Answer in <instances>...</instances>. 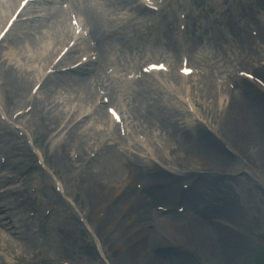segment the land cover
<instances>
[{
	"label": "rangeland",
	"instance_id": "obj_1",
	"mask_svg": "<svg viewBox=\"0 0 264 264\" xmlns=\"http://www.w3.org/2000/svg\"><path fill=\"white\" fill-rule=\"evenodd\" d=\"M55 1L56 2H47V10H43L46 4L42 3H35L29 9H26L24 12L26 15L32 13L41 16H37L32 20L29 19L17 22L7 37L0 42V73L12 66H14L13 69H19L18 71L20 73H23L26 68L32 69L35 67L34 69H36V67L40 66V63L42 64L43 61L37 63L35 56L41 53V49L48 44H51V41H53L50 37L51 34L50 36L47 34L52 22L56 23L59 15H61L63 19L67 21L65 27L69 28L68 11L75 9L74 6L76 3L78 5L84 4L86 7L89 3V0H73L69 10H62V8H68L69 4L66 7H63L61 1ZM91 1H93L94 4L96 2V0ZM233 1L237 3L238 1L247 2L249 0ZM262 1L264 0L256 1L257 7L253 8L255 9V11H253L254 16L250 18L247 17V22L251 19H260L261 21H259V23H264V7L258 5V2L261 3ZM67 2L68 0L65 1V3ZM191 3V11L198 8L194 10L193 13L197 15L199 13L204 14V4L206 3L203 4L201 0H192ZM168 7L169 8L166 10L170 13H174L178 9V4L173 2L172 4H169ZM91 8L92 10L94 9L93 6ZM227 9L228 10L226 11L230 12V8L228 7ZM92 10L90 13H92ZM98 10L99 8L97 11ZM75 11L78 12L76 9ZM71 13L72 15H77L75 12ZM96 14L100 17V12H96ZM3 19H5V17H3ZM81 19H83L84 22L87 21L88 24L90 18L86 19V16L81 14ZM101 23L105 27H108L105 21L102 20ZM207 24L206 21L204 25ZM243 24L244 21L239 25L242 27ZM35 25L40 27L38 28L39 30H36V32L32 34L33 37H30V39H23V34L28 27L30 28ZM210 25L213 24H210L209 21L208 27ZM251 29H253V25L249 24V27L247 26L246 30L250 31ZM243 30H245L244 27L240 29V31L242 32V36L244 35L245 41L247 34ZM54 33L55 31L52 32L53 35ZM204 41L207 42L209 45L208 47H214L215 50L219 51L220 47H222L225 53L232 55L234 54V51L237 50L236 53L241 54V59L238 61H236V59H234L235 56L232 55L230 63L218 58L217 61L219 64L217 66V76H225L227 73H234L235 70L242 68V70L255 72V74L264 79V45L260 44V37L259 39H256L257 44L254 45L255 53L253 57H257L256 59L248 56L249 48L247 43L242 42L240 47L236 48L235 45L238 42H234L232 39L226 40L224 36L215 37L214 42L212 43H209L208 40ZM93 42L94 41L91 38L89 48H91V45L93 46ZM115 49H117V52L113 55H117L119 65L120 61L121 64H124V57L130 59L129 57L135 58L139 55L138 51L137 54H135V50H133L134 52L124 51L123 48H120L119 46H116ZM78 50L79 47L74 49L71 58H69V62H73L75 58L79 59V56H81L83 52H79ZM156 50L158 57H163L162 59L168 60L170 64L175 66V68L179 66L182 59L179 61L180 55L178 53L177 56H175L178 60L177 62L167 47H165V44L159 42L156 46ZM10 51H12L11 54H9ZM180 53H182V51H180ZM127 63L129 62H126L125 64ZM105 64L106 63L99 65V74L108 71L106 70L107 67ZM119 65L118 67L120 68ZM68 66H70V64H67L66 67ZM130 66L133 67H129L127 69L128 71L134 68L137 73H141L140 65L137 66L136 63H133V65ZM14 72L15 71L11 73L13 74ZM221 72L224 73L221 74ZM65 74L68 73L63 72L62 75H51L42 85L40 89L41 93L39 92L38 94V97L43 100V108L40 109V107L35 104L33 110L27 116L21 117L19 119L20 121L17 122V124L26 129L24 130V133L26 136L28 135L27 137L29 140L34 141L35 148L39 151V155H43L45 161L44 166H39L32 151L31 155L33 158L27 155L25 146L21 144L20 139L17 136V130L7 120V118L10 119L15 111L24 108L28 104L27 101L30 99L29 92L32 77L14 83L16 86L11 89L6 84L1 85L0 82V145H2V148L4 147L7 151L6 154H3V159H0V164L7 165L11 162L13 165H17L16 169H13L11 172L14 175L20 176L19 182L21 187L27 189V192L30 193V196L27 195L26 197L31 202L29 206H31L30 209L35 214L33 217L35 222L31 232L36 236L35 240L28 243L14 238L13 242L16 245L15 251L13 253L7 252L8 254L6 257L1 255L5 259V263L2 262V264H62L64 262L69 264H104L95 252L96 249L94 244L96 238H100L103 250L108 257L109 264H136L139 261H142L137 254L143 252V250L149 251L150 249L153 256L156 255V251H163L162 247L159 248L158 246L161 245V242L154 244L151 246L152 248L142 245L141 248H138L135 252L133 251L129 254V250H125L126 248L124 247L123 241L114 245L117 243V241L114 242V240L119 236H117V238L104 236L105 229L101 226L100 221L96 219V213L99 208H94L92 204H89L85 190L81 186L80 178L78 177L80 165L83 163V160H79V152L74 146H71L67 151V160H63V158H59L60 155H58L59 157L57 156L56 149L54 148V146L58 147L57 142L62 138H66V132L69 128L65 129V126L67 125L68 119L72 117L70 121L72 124L74 118H77L76 115L73 116L74 110L71 113H68L69 108L75 107L76 104H81L80 106L83 107L81 112L85 113L83 114L84 117L82 119L85 122L82 121L83 123L81 122L78 125L79 133L84 132L90 134L87 142L89 147L87 153L83 155V159H92L102 146L110 145L120 149H130L141 155L144 159L143 161L149 167L157 164L163 168L165 166L168 172L187 175L193 169L192 158L186 153V148L182 146L180 142L175 145L171 140L167 139L170 141L169 144L164 138V136H166L165 130L159 128L156 124L151 127L148 122L144 123V117L138 116V112L136 110L134 111V106L137 103L132 101V99L136 94L134 92L131 93V90L139 89L140 86L129 85L131 90L121 87V82L122 80L124 81V79H121L123 75L115 76L112 79L106 78L103 82V87H106L107 90L112 93L114 89L115 91L113 94L116 96V100L113 103H103L100 101L101 97H98V103L93 107L92 111H90L93 102L81 100L85 98V89H87L83 88L82 90H79L78 86L81 82L79 84H72L71 86H68V84L58 86V80L63 79V77L66 76ZM124 74H127V72ZM88 77L89 74L84 75L85 79H88ZM159 79V82L167 88V92L175 97V99H172L168 93L163 92L161 87H155L154 85H151V83H148L145 88L143 87L144 90L142 91L143 95H147V102L150 103L158 99L161 104H169L171 107H175L176 110L182 112L181 114H177V112L174 111L171 114L172 122L176 117L180 119L178 120V123H181L179 125L180 127H189L186 124H188L191 119L197 118V122L200 123L201 133L207 138L216 140V138L211 135L212 132H215V134L216 131L219 132L222 117V103H217L215 110H212L208 106V103L203 102L202 98L197 94L196 89H194L192 95L189 96L188 94L191 87L196 84L197 81L186 80L184 85H182V88H180L178 87V82L176 83L172 81L171 77L161 76ZM91 88L96 92V88L93 84ZM122 89L123 92H121ZM17 92L22 94V96L18 97V95L15 94ZM219 94L225 96V92L223 94L221 91ZM191 97L202 103L204 112L207 115L205 116L206 118L200 119L198 117V111L196 107L192 105ZM69 100L72 101L70 102ZM109 106L119 107L121 110H124L125 117L131 119V132H133L135 138V133H142V136L148 144H145L143 150L137 149V145L133 142L126 143L124 141L127 139L118 137L116 131L117 127L115 125L112 127L109 125V121L111 120L108 112ZM188 109L192 111V115H190L191 113L188 112ZM44 110L46 111L44 112ZM37 112L46 116V118L62 112L61 121L57 124H55L57 116L55 117V120L51 117V122L53 123L51 124L52 127L54 126V128H56L59 125V129L54 130L53 132L52 130H49L47 133L40 136L38 126L35 122ZM141 112L143 113L144 111ZM183 113L186 114L184 115ZM44 116L43 118H45ZM71 126L72 125L69 127ZM141 127L149 129L150 132H147V134L141 132ZM38 133L39 136H36ZM105 133H108L109 135L105 138L102 136L100 137L101 134L105 135ZM158 134L161 135V138L157 137ZM261 134L251 132L249 134L250 139L246 141L245 147L252 157L251 164H249L246 159L234 155L237 160L231 162V166H229L226 171H205V173H218L220 180H216L215 183H213L215 192L219 189L226 190L228 192V198H225V200L231 202V205L238 204L236 209L234 208L228 213L231 217L238 218L236 223L241 228L243 227V232L240 235H237L239 234L238 231H234L238 236L237 240L235 237L233 239V236L230 234L231 232L224 230H221L222 232H220V229L216 227L213 231V235H215L213 238L218 240L221 236H228V240L226 239L223 240L224 242H218L216 246L213 243H210L209 248L206 251L196 250L192 252L190 264H264V250L257 248V246L264 247V135L262 134V136ZM90 137L91 139L89 140ZM164 143L166 148L157 153L156 148L158 145L163 146ZM217 143L221 144L218 140ZM21 154L23 156H21ZM98 158L99 157H96L94 160H97ZM166 159L169 163H162V161H165ZM56 182L60 184V188L62 189L61 193L56 191ZM181 182H188V179L183 178L182 180H178L177 187L181 188ZM151 204L150 207L155 208L154 205L160 203L153 201ZM149 213H151L150 209ZM87 221L90 225H88ZM120 227L121 226L118 225V234L120 233L119 231L122 232V229H119ZM242 229L239 231H242ZM162 234L167 236V229L166 233L164 231Z\"/></svg>",
	"mask_w": 264,
	"mask_h": 264
},
{
	"label": "bare ground",
	"instance_id": "obj_2",
	"mask_svg": "<svg viewBox=\"0 0 264 264\" xmlns=\"http://www.w3.org/2000/svg\"><path fill=\"white\" fill-rule=\"evenodd\" d=\"M50 1L53 2L54 0ZM113 1L115 3L121 4L124 8L132 6L137 8V10L145 9V6H143L141 2L138 4L137 0ZM42 4H46L43 10H47L48 3L43 2ZM258 5L264 7V1L261 3L258 2ZM116 13L117 11L111 10L112 16H115ZM242 15H244V10ZM246 15H249V13H246ZM250 16L253 17V12H250ZM90 19L91 32L94 34L93 40H97L96 48H91L90 50L98 51L100 53L99 60L97 63H87L86 66L80 67L77 70L65 74L66 76L63 77V79L58 80V86L67 84L68 86H71L72 84H79L82 82V86L87 88L85 89V100L95 101L100 95L99 93L93 91L91 86L94 84L97 87H103V84L100 83L102 79L100 78L99 74V65L101 60L102 62L107 60L108 49L106 47V40H111V38L114 37V34H111V32L106 33L101 25L98 26L96 19L92 15ZM119 21H121V19ZM259 21L261 20L251 19L250 22L252 24L256 23L252 30L257 29L259 31V37L261 40L260 43L264 45V23H259ZM123 22L125 21H121L120 23L131 26L130 24ZM39 27L40 26L38 25L30 28L28 27V29L23 34V39H30V37H33L32 34H34L36 30H39ZM229 27L233 29L229 31V33L232 35V41H238L239 43H242L239 39V34L236 30H234L233 26L229 25ZM65 29L67 28L65 27ZM166 29L162 30L161 32L162 38L165 39L164 43L168 50L171 51V53H174L175 56H177L178 53L180 55V59L181 47L179 45L178 39L174 36L173 27L168 26ZM117 39H119V37H117ZM136 42L138 43L137 40ZM123 43L126 48H129L132 46L133 40H130V42L123 41ZM239 43L235 45L236 48L240 47ZM244 43L248 44V56L253 57L255 53L254 45L257 44L256 40L249 35L245 38ZM187 50L190 53L192 59V46H187ZM220 51L221 52L219 54L217 52L216 57L218 58L220 56L221 60H226L228 63L231 62L230 59L232 58L233 54L231 55L229 53H225L222 47H220ZM236 52L237 50L234 51V59L238 61L239 59L237 58L239 54ZM202 55L206 56L207 54L203 53ZM140 58H142L141 55ZM211 59L213 60V56ZM194 61H196V59L193 60V62ZM202 62L210 74L206 73V76L201 77V70L200 76L196 80L197 83L191 87V91L188 95L191 96L193 90L196 89L197 94L202 98L203 102L208 103V106L212 110H215L217 103H222L221 124L219 126V132H217V134L220 136L219 138L222 142L221 144H218L214 139L205 137L200 131V124L195 122L193 119H191L190 122L186 124L189 127H180L179 125L181 123H178V120L180 119L176 117L172 122L171 114L174 111H176L177 114H181L182 112L176 110L175 107H171L169 104H161L160 100L158 99L149 103L147 102V96L142 95L140 93L141 91H136V94L139 95L138 100L142 98V102L140 101V103H138L136 106V111L138 112V116L144 117L143 122H148L151 127L156 124L159 128L165 130L166 136H164V138L171 140L175 145L180 142L181 145L186 148V153L192 158L193 169L190 173H188V175H186V178L188 177L189 183L192 184V190L189 192H184V196L190 203V207L192 209L191 211H184L183 215H179L176 212L173 213L172 211L168 214L160 213L159 216H153L152 219H150L147 213L148 206H146L147 204L144 202V198L150 201H157L160 204L162 203L161 205H173V199L178 196V192H182L177 188V176L175 174L167 173L165 169H162L156 164L152 165V167H148V165H146L143 159H141L139 156L129 152L117 150L110 145H104L101 147L100 150L92 157V159H83V155L87 153V149L89 147L87 142L90 135L84 132H78V125L83 120H80L72 125V127H70L66 132L67 141L65 139L58 147H55L57 156L60 155V157H58L61 159L63 158V160H67V151L71 146H74L77 149L80 154L79 160H83V163L80 165L78 176L80 178L81 186L85 190L87 199L92 205H94L95 208L99 207L101 211L105 208L107 209L105 217L100 221L103 228L107 226L106 230L107 233L110 234L109 236L115 237L117 235L116 231L112 232L109 229V227L116 222V219L121 221V228L122 225L126 226L123 231V235L129 237L126 239L124 247L126 248L125 250H129V254H131L133 251L135 252L138 248H141L142 245L145 246L149 244L150 246H153L154 244H158V242H165L160 236L165 231L166 226L169 227V231L172 228L178 229V232L176 229H174L172 232L173 237L170 236V240L164 243L165 250L156 251V255L154 256L151 253H146L140 264H190L192 252L196 250L206 251L209 248L210 243H213L216 246L218 242H224L223 240L226 239L228 240V236H221L218 240L213 238V236H215L213 235V231L216 227L220 229V232H222L221 230L231 232L230 234L233 236V239L235 237V239L238 240L237 235H240H236V232L228 229L220 222H211V219L214 218H218L219 220L229 223L238 221V218L231 217L228 213L231 203L225 200V198H228L227 195H223V200L219 202V194H213L212 196H201V193H197L196 191L197 189L206 186L211 187V182L220 180L218 173H211L210 175L207 172L205 173V171H226L227 168L231 166V162H235V160H237L233 155L244 158L249 164H251L252 157L251 154L247 152L245 144L246 141L250 139L248 134L251 132H255L256 134L262 133L264 135V94L260 91L261 89L255 86L253 83L245 81L242 78H237L234 76V73H228L226 77H229L235 81V85L239 89L238 93L230 94L229 91H224L225 89L223 87L216 88V86L212 84V81H215L213 77H215L214 71L217 62L211 61L210 63L207 58H204ZM108 65L111 67L112 63ZM85 74H91V77L82 81ZM11 78L12 80L18 79L12 74ZM171 78L174 80V82H183L186 80V77H181L177 74H174L173 72L171 73ZM232 80L229 83H231ZM153 82H156L153 83L155 86L161 87V85L155 81V79H153ZM180 84L182 83H179V85ZM217 89H219V91H217ZM221 91L223 94L225 92V96L219 94ZM165 93H168L172 99H175V97L171 96L169 92ZM140 94L144 97H141ZM108 96L110 97V102L113 101V98L109 94ZM37 101V106L42 109L43 100L38 97L35 102ZM192 102L202 117L207 116L202 107V103L196 100H193ZM242 103L248 104V108L246 110L242 107ZM141 111L144 112L142 113ZM76 114H79L78 109L73 112V116ZM183 114L185 115L186 113ZM51 117H56L57 122H59L62 118V112L51 115ZM71 119L72 117H70L69 121L67 122V127L69 126ZM50 126L51 129H53L52 131H54V126L52 127L50 123H46L45 119L41 125V128L43 130H47L50 128ZM147 132L148 131H144V133ZM108 135V133H105V135L101 134L100 137L102 136L105 138ZM90 139L91 137L89 140ZM226 147H228V150ZM156 151L159 153L163 151V148L158 147ZM96 157L99 158L94 160ZM162 163H169V161L166 159L165 161H162ZM136 176L141 178L145 185L148 186L150 183L153 187L146 188L141 197H139L138 194L136 195L134 193V188H132L133 181L135 180ZM159 178L164 180L162 187H159L156 184V180H160ZM124 184L128 185V189L124 190L120 195H117L116 193L118 192V188H115L116 185L123 186ZM217 191L225 194V192L222 190ZM132 193L135 195L134 198L131 196ZM8 209L9 205L0 202V211L7 212ZM130 212L137 213L136 217L132 218ZM199 216H201V220H198ZM183 217H185L189 222L188 231H186L184 228ZM8 218L9 215L0 217V226L5 230L7 229L6 225H8L6 224L5 220ZM25 219L24 225L27 224L28 217ZM203 221H206L211 229L209 227L203 226ZM130 225L135 226L130 227ZM7 235L22 240L25 243L36 239L35 234L31 232L30 229H21L19 227H14V225L11 227ZM123 238L124 237L118 239L117 243L118 241L121 242V240H124ZM0 242H3L11 252L15 251L14 249L16 245L13 241L11 243L10 240L6 238V236L4 237L1 230ZM139 254H141V252H139L137 255ZM0 262H3L2 258H0Z\"/></svg>",
	"mask_w": 264,
	"mask_h": 264
},
{
	"label": "snow or ice",
	"instance_id": "obj_3",
	"mask_svg": "<svg viewBox=\"0 0 264 264\" xmlns=\"http://www.w3.org/2000/svg\"><path fill=\"white\" fill-rule=\"evenodd\" d=\"M25 2H27V0H25Z\"/></svg>",
	"mask_w": 264,
	"mask_h": 264
}]
</instances>
